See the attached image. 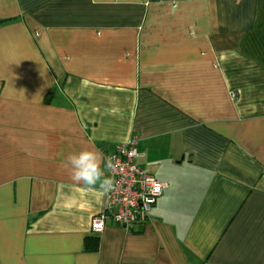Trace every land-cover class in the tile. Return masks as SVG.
<instances>
[{
  "label": "crops",
  "instance_id": "obj_1",
  "mask_svg": "<svg viewBox=\"0 0 264 264\" xmlns=\"http://www.w3.org/2000/svg\"><path fill=\"white\" fill-rule=\"evenodd\" d=\"M131 137L167 187L94 234L66 158ZM0 264H264V0H0Z\"/></svg>",
  "mask_w": 264,
  "mask_h": 264
},
{
  "label": "built area",
  "instance_id": "obj_2",
  "mask_svg": "<svg viewBox=\"0 0 264 264\" xmlns=\"http://www.w3.org/2000/svg\"><path fill=\"white\" fill-rule=\"evenodd\" d=\"M104 157L107 161L104 170L111 183L105 192L101 213L91 220V232L101 233L107 222L128 232L135 225L150 220V214L167 185L137 164L140 154L135 137Z\"/></svg>",
  "mask_w": 264,
  "mask_h": 264
},
{
  "label": "clouds",
  "instance_id": "obj_3",
  "mask_svg": "<svg viewBox=\"0 0 264 264\" xmlns=\"http://www.w3.org/2000/svg\"><path fill=\"white\" fill-rule=\"evenodd\" d=\"M102 165L107 166L103 154L98 150L93 151L85 148L79 152L70 153L66 158L65 167L68 169L73 182L82 183L88 187L100 183V186L105 188L110 185L111 181L105 178Z\"/></svg>",
  "mask_w": 264,
  "mask_h": 264
}]
</instances>
